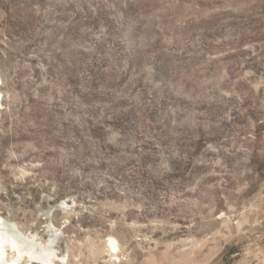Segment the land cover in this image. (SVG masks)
Instances as JSON below:
<instances>
[{
	"label": "rangeland",
	"instance_id": "obj_1",
	"mask_svg": "<svg viewBox=\"0 0 264 264\" xmlns=\"http://www.w3.org/2000/svg\"><path fill=\"white\" fill-rule=\"evenodd\" d=\"M0 80L4 261L264 264V0H0Z\"/></svg>",
	"mask_w": 264,
	"mask_h": 264
},
{
	"label": "bare ground",
	"instance_id": "obj_2",
	"mask_svg": "<svg viewBox=\"0 0 264 264\" xmlns=\"http://www.w3.org/2000/svg\"><path fill=\"white\" fill-rule=\"evenodd\" d=\"M0 82H1V80H0ZM0 97H1V94H0ZM53 209V208H52ZM1 218V217H0ZM4 223H6V222H4ZM5 225V224H3L2 222H0V225ZM1 229V228H0ZM15 234V231L13 230V226H12V224H9L8 226H6L5 225V227H3L2 228V231L0 232V236L1 235H10V236H13ZM50 236V235H49ZM34 240V239H33ZM48 240H50V239H48ZM1 241V240H0ZM10 241V240H9ZM30 241V240H29ZM113 243V242H112ZM112 243H110L111 245H112ZM12 244V243H11ZM35 245V244H34ZM39 245V244H38ZM3 251H4V249H3ZM2 252V251H1ZM37 252V251H36ZM4 256V255H3ZM3 256H1L0 257V264H10V263H8V262H6V261H4L3 259H2V257ZM40 257H42V256H40ZM10 261V260H9ZM15 261V260H14ZM17 261V260H16ZM11 262V261H10ZM41 262H43V263H45V264H52L51 262H49V260H47L46 258H41ZM49 262V263H48ZM19 264V263H18Z\"/></svg>",
	"mask_w": 264,
	"mask_h": 264
},
{
	"label": "water",
	"instance_id": "obj_3",
	"mask_svg": "<svg viewBox=\"0 0 264 264\" xmlns=\"http://www.w3.org/2000/svg\"><path fill=\"white\" fill-rule=\"evenodd\" d=\"M1 83V82H0ZM64 202H60L59 204H56L55 206H53L52 208H62Z\"/></svg>",
	"mask_w": 264,
	"mask_h": 264
}]
</instances>
